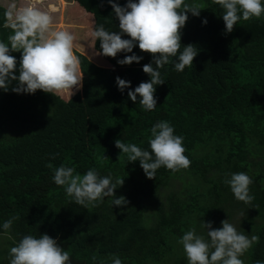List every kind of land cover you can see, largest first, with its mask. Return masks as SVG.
<instances>
[{"label": "trees", "instance_id": "1", "mask_svg": "<svg viewBox=\"0 0 264 264\" xmlns=\"http://www.w3.org/2000/svg\"><path fill=\"white\" fill-rule=\"evenodd\" d=\"M79 2L89 16L77 19L88 39L81 35L76 42L92 49L89 54L74 50L84 72L82 88L71 97L0 89V235L9 243V250L0 248V264H10V248L24 235L41 234L70 252V264H112L114 254L122 264H188L178 243L184 232L195 227L201 234L206 230L201 222L215 229L226 219L245 235L259 236L241 257L245 264L264 261V15L241 19L226 33L221 6L186 0L204 6L199 17L188 13L181 30V51L192 44L198 55L183 72L175 70L176 58H171L161 69L165 83L156 86L157 106L146 111L140 97L134 103L128 92L150 80L142 69L152 55L138 44L115 58L97 55L102 50L91 30L103 24L118 32V18L108 0ZM114 2L124 6L127 0ZM6 12L0 7V40L5 42L12 34ZM132 54L143 59L117 63ZM11 55L21 58L20 52ZM18 69L19 61L16 75ZM116 77L129 81L130 88L121 92ZM159 121H168L184 138L191 165L177 172L161 167L155 179H148L139 161L129 163L115 141L150 151V129ZM62 164L81 175L95 169L113 182L123 178L115 197L124 196L128 204L114 206L112 197L88 209L76 204L53 181L54 169ZM239 172L253 180L251 204L236 200L224 182ZM12 217L18 219L4 230Z\"/></svg>", "mask_w": 264, "mask_h": 264}, {"label": "clouds", "instance_id": "2", "mask_svg": "<svg viewBox=\"0 0 264 264\" xmlns=\"http://www.w3.org/2000/svg\"><path fill=\"white\" fill-rule=\"evenodd\" d=\"M224 10L222 19L225 32L231 33L234 25L242 19H260L264 15V0H213ZM115 16L118 18L119 31H108L103 24L95 26L90 35L100 42L102 50L97 55L115 58L118 53H132L138 44L142 52L152 55L153 60L143 65V72L150 77L141 82L128 97L146 111L157 106L156 86L163 85L161 69L172 63L174 68L183 72L186 67L193 66L199 49L188 44L181 51V30L188 20V13L199 17L202 4L186 3V0H127L120 6L114 0H108ZM55 7H45L44 0H28L21 7L11 4L6 12L10 23L6 27L12 29L7 42L0 40V89L5 92L34 94L37 90L44 93L63 96L74 94L73 90L82 88L83 74L81 60L75 54L76 36L68 29L55 26ZM207 24V20L202 21ZM124 35L128 39L122 38ZM12 52H20L19 74L16 75L17 59ZM143 59L135 54L126 55L118 60L120 65L140 63ZM13 82L16 85L13 87ZM121 92L130 88V82L116 77ZM149 150L142 149L134 143L115 141L116 148L127 154L129 163L139 161L148 179H155L156 171L165 167L172 172L187 169L191 165L185 155L183 137L174 134V127L168 121H159L150 129ZM107 158V157H105ZM53 181L57 186L65 188L67 196L83 208L97 207L98 202L112 197V204L123 207L128 204L124 196L115 197V190L124 183L123 178L113 182L111 175L100 176L95 169H89L81 175L74 167L60 165L54 169ZM236 200L251 204L254 196L250 194L252 178L244 173H233L224 181ZM119 185V187H118ZM12 217L3 223V229L9 230L14 220ZM222 227L213 228L211 222H201L207 230V238L198 234L195 227L184 232L178 243L183 246L188 264H245L241 257L252 246L259 242V236L245 235L229 222L221 221ZM10 264H70V252L64 250L58 240L48 234L38 238L24 235L9 251ZM96 259L95 255L92 257ZM112 264H122L118 255L111 257ZM255 264H264L256 261Z\"/></svg>", "mask_w": 264, "mask_h": 264}, {"label": "crops", "instance_id": "3", "mask_svg": "<svg viewBox=\"0 0 264 264\" xmlns=\"http://www.w3.org/2000/svg\"><path fill=\"white\" fill-rule=\"evenodd\" d=\"M27 2L28 0H0V7H3L8 11L10 5L13 3H15L17 7L19 8L21 6H24ZM82 5L83 4H81L79 0H44L45 7L51 6V7L56 8L54 17H55V26H57V28H59L58 27L59 25L57 23L60 22L59 18L61 16L64 17V21H65L64 24H68L67 22V19H69L68 15L71 16L70 19L72 20H77L80 17V15L83 17L89 18V16H87L86 14V11H85L86 9ZM5 23H10L7 16H6ZM61 29H64V28H61ZM19 60L17 59V61ZM5 237H6L5 235H0V244H2L0 248H6V249L8 248L9 250V243L5 240Z\"/></svg>", "mask_w": 264, "mask_h": 264}, {"label": "rangeland", "instance_id": "4", "mask_svg": "<svg viewBox=\"0 0 264 264\" xmlns=\"http://www.w3.org/2000/svg\"><path fill=\"white\" fill-rule=\"evenodd\" d=\"M60 22L59 23H57L59 26V28L61 29V28H66V29H68V30H70V31H72L74 34H75V36H76V39L78 38V37H80L81 35H82V37L80 38L81 40H85V39H88L87 38V34H86V31L84 30V28L83 27H85L84 26V23H83V21H81V20H72V19H67V22H68V24H64V17L63 16H61L60 18ZM57 27V26H56ZM75 49H83L87 54H89V53H91L92 52V49L89 47V46H87V45H81L80 43H77L76 42V48ZM95 55V53H93L91 56H94ZM98 57V56H97ZM99 58V57H98ZM94 60L95 61H97L96 60V58H94ZM99 60V59H98ZM97 62H99V61H97ZM98 64H103V63H98ZM230 223H232L234 226H235V224H234V222L232 221V222H230ZM236 228H238V227H236ZM202 235H204L206 238H207V230H205V232L204 233H201ZM2 244H0V246H1ZM179 256V251H177L175 254H174V257L175 258H177ZM173 264H176L175 262L173 263Z\"/></svg>", "mask_w": 264, "mask_h": 264}]
</instances>
